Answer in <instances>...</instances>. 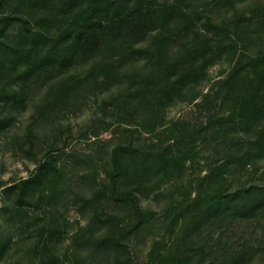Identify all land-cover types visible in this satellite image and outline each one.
I'll return each instance as SVG.
<instances>
[{
    "label": "trees",
    "instance_id": "1",
    "mask_svg": "<svg viewBox=\"0 0 264 264\" xmlns=\"http://www.w3.org/2000/svg\"><path fill=\"white\" fill-rule=\"evenodd\" d=\"M203 1L22 0L24 7L7 13L0 0L4 104L19 107L43 87L58 89L63 100L82 85V98L90 94L98 103L102 96L101 109L117 111L119 123L129 124L122 130L130 133L90 140V151L81 155L66 150L61 128L41 130L36 170L3 190L13 234L7 243L0 240V264H138L131 237L147 222L140 196L173 180L200 138L212 149L203 177L210 189L198 188L178 204L172 225L180 221L179 229L150 264H191L197 253L205 264H238L251 253L264 254V227L248 237L249 224L264 211V183L224 185L226 177L218 173L229 163L245 167L264 158V15L245 26L241 16L217 21L206 2L194 4ZM237 1L226 0L231 7ZM71 20L73 28L61 31ZM223 54L225 76L206 92L195 89ZM81 57L82 75L69 73ZM57 76L63 77L53 81ZM178 98L193 103L196 116L166 124L163 109ZM50 103L40 106L38 121ZM135 131L151 138L135 137ZM67 166L81 173L82 203L91 216L72 234V248L58 253L53 241L65 231L52 205L67 184ZM111 203L126 208L131 220H115L105 208ZM242 218L248 226L233 246L230 233Z\"/></svg>",
    "mask_w": 264,
    "mask_h": 264
},
{
    "label": "rangeland",
    "instance_id": "2",
    "mask_svg": "<svg viewBox=\"0 0 264 264\" xmlns=\"http://www.w3.org/2000/svg\"><path fill=\"white\" fill-rule=\"evenodd\" d=\"M162 3L164 0H156ZM206 2V10L213 19L231 20L239 16L244 17V26L255 23L258 17L264 15V0H239L235 7H231L226 0H204L196 5ZM24 7L22 0H3L1 11L17 8L18 5ZM20 12V10H16ZM74 20L65 24L61 31L72 29ZM246 31L247 28H244ZM15 33V31H12ZM60 32V31H59ZM145 61L142 60V65ZM140 65V66H141ZM229 70V63L226 61L225 54L221 58L213 60L207 67L203 77L195 83V89L206 92L208 88L218 78L224 77ZM80 73L82 75V57L78 58L75 65L69 68V73ZM141 72V71H140ZM63 76H57L53 81H57ZM82 85L71 91L66 99L59 100L60 91L48 87L36 88L28 95L25 104L19 107H7L4 99L0 98V240L7 243L13 234V222L11 215L6 213L3 208L5 196L3 190L6 186L18 181L21 178L30 176L37 168L36 157L42 153L40 147V132L53 124L57 129L64 131L66 138V150L82 155L83 151L89 152L88 142L93 139L109 140L116 134L127 137L130 133L123 131V126L128 123H119L117 111L110 106L101 109V98L95 103L90 94L82 98ZM106 96L107 93H104ZM187 97V94H186ZM196 101H200L198 98ZM46 102L50 103L48 114L38 121V110ZM100 104V105H99ZM196 107L193 103H188L187 98L176 99L175 104L164 107V121L166 124L178 119L188 118L194 120ZM41 121V122H40ZM32 129L29 136L28 129ZM135 137L142 140L151 138V135L144 132H132ZM88 139V140H87ZM202 139L196 142V150L193 158L183 163L181 172L174 171V179L159 185L152 192L141 195L139 205L147 213V222L136 235L131 238V250L135 253L138 264H150L152 258L158 259L171 246L175 233L178 231L180 221L172 225L178 204L190 194L193 197L196 189L203 188L207 191L211 183L209 178L203 177L208 172V165L204 161L205 156L212 154V149L204 147ZM40 142V143H39ZM66 151V152H67ZM66 156H63V158ZM70 158L68 157L67 160ZM67 184L59 190L58 199L53 203L52 208L58 220H61L65 233L61 238L53 241V246L58 253H63L67 247L72 246V234L90 219V207L82 203V178L79 177L80 171L70 166L66 167ZM218 173L226 177L224 185L232 182V186L248 185L250 183H264V158L255 164L245 167H236L234 164H226ZM203 179V180H202ZM213 187V185H212ZM89 187L84 188V193L88 194ZM103 202V199L101 200ZM105 208L113 214L115 220L126 223L131 220L126 217V208L121 204H105ZM240 225L236 226L230 233L229 240L233 246L239 244L241 231L248 226L244 219L240 220ZM170 225H172L170 227ZM264 227V211L258 212L257 219L248 226V237H254L257 232H262ZM244 231V230H243ZM172 232V233H171ZM206 232V231H205ZM204 237V238H203ZM199 237L206 240V236ZM258 243V241H257ZM72 248V247H71ZM86 251L83 253L85 254ZM263 252L259 251L248 256L245 261L238 264H264ZM200 261V263H199ZM191 264H205L202 255L197 253L192 259Z\"/></svg>",
    "mask_w": 264,
    "mask_h": 264
}]
</instances>
